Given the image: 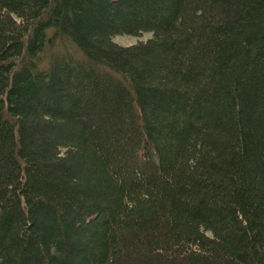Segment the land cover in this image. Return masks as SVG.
Wrapping results in <instances>:
<instances>
[{
  "label": "trees",
  "instance_id": "obj_1",
  "mask_svg": "<svg viewBox=\"0 0 264 264\" xmlns=\"http://www.w3.org/2000/svg\"><path fill=\"white\" fill-rule=\"evenodd\" d=\"M0 264H264V0H0Z\"/></svg>",
  "mask_w": 264,
  "mask_h": 264
},
{
  "label": "rangeland",
  "instance_id": "obj_2",
  "mask_svg": "<svg viewBox=\"0 0 264 264\" xmlns=\"http://www.w3.org/2000/svg\"><path fill=\"white\" fill-rule=\"evenodd\" d=\"M146 38V37H144ZM137 41V39L135 37H128V36H125V37H118L116 39V42L122 44V45H130V44H133Z\"/></svg>",
  "mask_w": 264,
  "mask_h": 264
}]
</instances>
